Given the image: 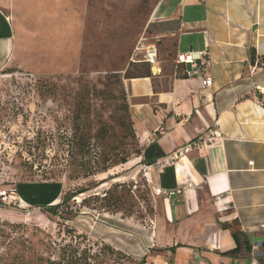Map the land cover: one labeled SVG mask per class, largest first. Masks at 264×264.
<instances>
[{"label": "rangeland", "instance_id": "obj_1", "mask_svg": "<svg viewBox=\"0 0 264 264\" xmlns=\"http://www.w3.org/2000/svg\"><path fill=\"white\" fill-rule=\"evenodd\" d=\"M24 1L0 73V194L18 198L0 200V264H142L163 197L139 161L124 82L176 70L178 24L151 21L158 0ZM76 191L56 215L41 209Z\"/></svg>", "mask_w": 264, "mask_h": 264}, {"label": "crops", "instance_id": "obj_2", "mask_svg": "<svg viewBox=\"0 0 264 264\" xmlns=\"http://www.w3.org/2000/svg\"><path fill=\"white\" fill-rule=\"evenodd\" d=\"M24 2L0 0V73L13 61ZM151 21H176V57L201 55L205 72L187 76L177 61L171 74L158 67L124 82L139 161L163 197L142 264H264V102L255 89L264 86V0H158ZM210 133L212 144L195 146ZM232 232L249 253L229 254Z\"/></svg>", "mask_w": 264, "mask_h": 264}, {"label": "built area", "instance_id": "obj_3", "mask_svg": "<svg viewBox=\"0 0 264 264\" xmlns=\"http://www.w3.org/2000/svg\"><path fill=\"white\" fill-rule=\"evenodd\" d=\"M152 48H150V50L146 51V56L144 58V62L150 64L151 68H153L155 66L156 63V49L154 48V46H151ZM178 63H182L184 65H188L190 67L189 72H187V76H196V75H200L202 72V69L204 68V60L203 57L201 55H197V56H192V55H181L178 56L177 58ZM202 86L203 87H210L211 86V79L209 76L205 77L202 80ZM256 91L257 93L262 97V100L264 102V86H256ZM216 137L215 133H210L209 135L205 136L204 139H202V141L197 142V144H195V146H207L212 144L214 141V138ZM189 148V146L187 147ZM159 166L160 169H163L167 166V162L163 161L162 163H158L157 164ZM164 195L166 197H171L175 194V191L172 190H167L163 192ZM2 198L3 203L5 202V199H8L9 202H15L18 200V198L15 196V194L11 193L10 195H6V194H0V200ZM1 203V202H0ZM2 204V203H1ZM249 264H257L256 261H252Z\"/></svg>", "mask_w": 264, "mask_h": 264}, {"label": "trees", "instance_id": "obj_4", "mask_svg": "<svg viewBox=\"0 0 264 264\" xmlns=\"http://www.w3.org/2000/svg\"><path fill=\"white\" fill-rule=\"evenodd\" d=\"M179 64L183 65L182 63H179ZM145 71L146 72L141 76L129 75V76L125 77V79L150 77L151 74H150V70L148 69V67L146 68ZM125 109H128L127 103H126ZM132 129H133V123H132ZM102 130L103 131L99 135H100V137L103 138V137L107 136V131L105 130V128H102ZM74 133H75V138H73L74 144L76 145V147L78 148L79 151L84 153V150H82V149L88 148L89 140L86 139L85 135L82 134V132L79 136L76 134V131ZM134 135H135V133H134ZM96 137H98V135H96ZM135 139H136V137H135ZM139 155H140V150H139ZM82 193H83V191H80V192L76 191L74 194H71L68 196L64 195L60 203L55 204V205H51V206H45V207H42L41 209L45 210V212H49L52 215H56L57 210L59 209L60 205L66 204L70 199L75 198L78 194H82ZM1 205L2 204L0 203V206ZM231 235H232V237L236 243V248L233 251L229 252L230 255L238 254L240 252L241 248H244V250L248 253L250 252V246L245 240H242L243 234L241 232H232ZM258 264H259V262H258Z\"/></svg>", "mask_w": 264, "mask_h": 264}]
</instances>
